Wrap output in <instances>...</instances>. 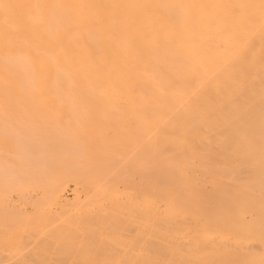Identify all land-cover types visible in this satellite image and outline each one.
<instances>
[{
	"label": "bare ground",
	"instance_id": "1",
	"mask_svg": "<svg viewBox=\"0 0 264 264\" xmlns=\"http://www.w3.org/2000/svg\"><path fill=\"white\" fill-rule=\"evenodd\" d=\"M34 181L135 212L139 247L195 222V253L264 264V0H0L1 200Z\"/></svg>",
	"mask_w": 264,
	"mask_h": 264
},
{
	"label": "rangeland",
	"instance_id": "2",
	"mask_svg": "<svg viewBox=\"0 0 264 264\" xmlns=\"http://www.w3.org/2000/svg\"><path fill=\"white\" fill-rule=\"evenodd\" d=\"M233 173L235 174L234 178L236 180L244 181L246 178L250 179V177L247 176V172ZM189 175H193L199 181L204 182L207 180L206 174L200 172H189ZM113 178H116V175ZM130 179L136 181L138 178L135 175H131ZM117 181V187L119 191H121L126 184V179L121 177ZM74 186L75 182H68L63 197L65 206L62 211L57 210L54 203L49 199V188L46 190L39 188L37 181L28 183L21 191H9L5 200H1L0 197V264H201L202 260H206V262H203L205 264L210 263V260L212 261L211 264H215L214 261L216 260L214 258H216V254H214L215 256L213 253H211L210 256L204 255L206 253L204 249L203 255L201 254L202 249L199 250L202 256H200L199 252H194L199 245H201L200 243L205 242L206 244L210 241L206 239V237L213 235V239L215 235L213 229L209 228L210 226L208 224V228L201 229L202 231L205 229V232L200 231L202 232V237L204 236L203 241L199 242L198 239L201 240L202 237L195 234L198 236V242L196 241V244L199 243V245L196 246L194 243L196 240L195 235L192 237L193 239L195 238L194 241L191 237H187V235L190 236L192 233H196L195 230L198 231V229L192 228L200 225L199 223L195 224V222H190L189 226L193 224L191 228L189 227L191 230L188 229V226L182 227L184 223L179 224L180 222H177L181 225L183 231L185 228L186 231L184 232L174 227L176 224H173V226L171 223L172 226L170 227H172V229L167 232L166 237L163 239L164 241L157 240L162 242L154 241V239L151 238L152 241L150 237L146 235L147 239L146 236L145 239L147 241L149 240L151 244L153 242L152 245L159 243L160 246L157 247H161L162 245L169 247V249L168 251H153L155 245L152 248V252L149 253L151 248L149 250V245H147L148 242L146 241L147 243L145 244V242H143L145 239L143 238V240H141L143 245L140 243V247L143 249L145 248V251L147 247V251L146 253L145 251L143 252L145 254L141 252L144 255H142L143 257L141 256L142 258L140 255L138 256L139 258H136L140 252L138 249L141 248L139 247L140 241L138 240L137 245L135 241L138 236V234L135 236V233L138 232L136 230L138 227L136 226L137 228H135V224L137 225V222L135 223L134 221L136 213H132L131 211L134 210V207L130 210V213L126 212L129 215L132 213L130 219L132 218L133 222L129 219L128 215L127 217L129 220L125 218L126 215L121 217L123 219H118L120 216L115 214H113L112 217L119 216L117 219L115 218L116 222L110 221L109 218L107 219L105 216L104 221V218H102L103 216L101 217L103 212L100 214V210H98L101 209L102 211V208L90 207L83 201L84 193L80 194V200H75L73 198L71 190ZM78 187L82 186L79 185ZM205 193H207L205 190H200L196 192V195L197 197H201L204 196ZM257 200L258 198H255L252 205L258 206L262 203ZM182 201L181 198V202H177V205L174 207L177 209L178 206H180V209L183 211V209L185 210V208L188 207L182 206ZM76 215L77 217H84V221H87L82 222V224L81 221H83V219H75ZM95 215L97 218L95 217L93 220L88 218L89 216L94 218ZM76 220L81 221L76 223ZM187 222H185V224ZM75 224H80V229H78V227L75 228ZM204 227H206V225ZM210 229L213 232H211ZM192 230L194 232H192ZM207 230L209 233H206ZM184 233L187 234L184 235ZM141 238L142 237H140V239ZM243 238L241 237L239 239ZM255 240L250 242H247V240H240L241 247L248 249L251 253H257L260 250V244ZM154 242L156 243L154 244ZM184 243L186 246L188 243V247L190 245V248L193 250L192 252L194 255L197 254V256H192L193 253L190 251L191 249L186 248ZM191 243H194L196 248L194 244H192V246ZM144 244L145 247H142ZM205 244L203 243L201 247ZM208 244L205 246L206 248ZM192 247H194L195 250ZM184 249L187 252H185ZM205 250L208 251V249ZM187 253L191 255L189 256ZM198 255L200 257H198ZM211 255L214 256V258ZM247 258L248 257L243 254H240L239 257L226 255L222 258L219 257L216 263L242 264V262H247Z\"/></svg>",
	"mask_w": 264,
	"mask_h": 264
}]
</instances>
